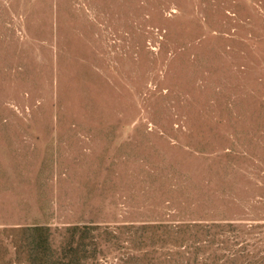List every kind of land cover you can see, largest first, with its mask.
Instances as JSON below:
<instances>
[{
  "label": "rangeland",
  "instance_id": "rangeland-1",
  "mask_svg": "<svg viewBox=\"0 0 264 264\" xmlns=\"http://www.w3.org/2000/svg\"><path fill=\"white\" fill-rule=\"evenodd\" d=\"M0 264H264V0H0Z\"/></svg>",
  "mask_w": 264,
  "mask_h": 264
}]
</instances>
